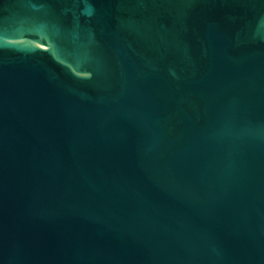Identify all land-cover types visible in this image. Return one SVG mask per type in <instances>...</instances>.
Here are the masks:
<instances>
[{
	"label": "water",
	"instance_id": "95a60500",
	"mask_svg": "<svg viewBox=\"0 0 264 264\" xmlns=\"http://www.w3.org/2000/svg\"><path fill=\"white\" fill-rule=\"evenodd\" d=\"M0 264H264V0H0Z\"/></svg>",
	"mask_w": 264,
	"mask_h": 264
}]
</instances>
